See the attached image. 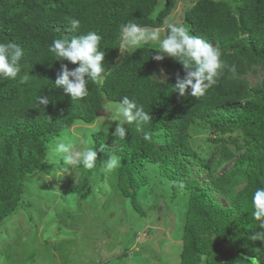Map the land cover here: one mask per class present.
I'll use <instances>...</instances> for the list:
<instances>
[{
	"label": "trees",
	"instance_id": "16d2710c",
	"mask_svg": "<svg viewBox=\"0 0 264 264\" xmlns=\"http://www.w3.org/2000/svg\"><path fill=\"white\" fill-rule=\"evenodd\" d=\"M158 4L159 0H0V43H16L25 53L17 78H0V227L16 214L27 178L41 170L49 173L47 145L76 122L93 124L106 104L127 96L143 105L152 120L140 131L125 125L124 140L114 137V131L92 133L93 147L104 146V151H98L94 169L75 167L81 182L70 187L72 192H82L97 173L112 174L128 208L139 209L136 188L149 190L151 184L157 191L168 182L170 200L180 191L188 195L179 264H246L242 259L256 255L257 244L264 248L249 240L260 230L251 217L252 194L264 188V0H195L182 14V26L190 34L218 47L225 64L236 67L235 73L225 67L203 97L174 93L176 74L183 77L184 70L173 58L165 57L157 67L151 57L156 49L120 48V28L128 21L150 29L165 25L175 0H164L159 9ZM72 19L80 21L78 29L71 28ZM88 31L101 36L99 50L105 52L110 74L102 86L89 81V94L73 100L54 84L62 63L69 69L77 65L56 60L49 48L55 39ZM26 73L29 78L22 80ZM250 73L258 74L253 85L248 82ZM41 95L52 100L46 108L37 106ZM195 125L219 135L214 145L229 146L220 153L221 161L233 160L207 186L191 177L190 165L198 161L189 141ZM113 154L120 165L106 173L104 161ZM241 181L243 188L236 193L233 185ZM211 189L221 193L226 206L214 199Z\"/></svg>",
	"mask_w": 264,
	"mask_h": 264
},
{
	"label": "rangeland",
	"instance_id": "374dc122",
	"mask_svg": "<svg viewBox=\"0 0 264 264\" xmlns=\"http://www.w3.org/2000/svg\"><path fill=\"white\" fill-rule=\"evenodd\" d=\"M194 1L175 0L166 22L183 25L182 14ZM163 3L164 0H159L157 9ZM166 22L160 28L161 38ZM142 46L159 51L158 41ZM160 63L157 61V67ZM247 78L253 85L258 74L250 73ZM97 116L94 122L104 120L112 125L109 132L115 131L118 121H109L107 110H101ZM91 126L76 122L61 132L47 145V161L50 146L61 138L77 144L91 141ZM218 139L219 135L209 133L205 125H195L190 130V145L198 159L190 165L191 177L202 186L221 176L233 161H221L220 153L229 146L224 142L214 145L213 141ZM59 166L57 163L56 167ZM102 174L93 175L80 193L70 188L81 182L75 167L64 176L56 177L50 167L48 174L41 170L28 177L16 214L0 227V264H179L187 193L180 191L172 201L168 182L157 191L150 184L149 190L135 189L139 209H130L115 189L114 175ZM233 187L238 193L243 188L242 181ZM211 192L216 201L227 205L221 193L214 189ZM220 246L226 248L222 242ZM256 247L262 248L258 244Z\"/></svg>",
	"mask_w": 264,
	"mask_h": 264
},
{
	"label": "clouds",
	"instance_id": "9594fccd",
	"mask_svg": "<svg viewBox=\"0 0 264 264\" xmlns=\"http://www.w3.org/2000/svg\"><path fill=\"white\" fill-rule=\"evenodd\" d=\"M73 30L80 27L78 19L70 21ZM167 32L161 38V29H146L139 24L128 21L121 25L119 45L121 49H137L152 41L159 42V51L151 55L152 59L162 61L165 57H171L178 61L184 70L183 77L176 74L173 85L174 93L180 97L186 95L192 97H203L228 67L221 59V51L209 41L192 35L182 25L175 22H166ZM101 36L96 31H88L85 34L73 36L71 39H55L49 50L56 60L67 61L77 65L69 69L67 64L62 63L57 73L55 88H62L65 94L73 100L83 99L89 94L88 83L94 82L102 86L106 77L110 74L105 68V52L99 50ZM24 49L16 43H0V78L15 80L21 71L20 61L24 56ZM232 73L236 72L235 65L228 67ZM26 73L21 79L27 80ZM166 81V78H161ZM52 100L50 97L41 95L37 97V106L46 108ZM110 114L109 121L117 122L115 131L112 133L118 140H124L127 136L125 125H135L138 131L152 120L149 112L144 106L138 104L134 99L127 96L116 103L107 106ZM111 124L104 120H97L91 126L92 133L105 132L109 134ZM151 137L145 133L144 140L149 141ZM98 151H104V146L99 149L93 147L92 141H82L77 144L67 139H59L49 149V165L54 175L59 177L72 171L76 166L92 170L96 167ZM62 162V163H61ZM59 163V168L56 167ZM120 165V159L116 155H110L104 161V170L111 173ZM183 187V185H181ZM251 217L257 222L259 231L250 235L251 241H259L264 244V188H257L251 198ZM256 255L244 257L246 264H264V249L254 250Z\"/></svg>",
	"mask_w": 264,
	"mask_h": 264
},
{
	"label": "bare ground",
	"instance_id": "6f19581e",
	"mask_svg": "<svg viewBox=\"0 0 264 264\" xmlns=\"http://www.w3.org/2000/svg\"><path fill=\"white\" fill-rule=\"evenodd\" d=\"M214 164H215V163H214ZM220 164H221V163H220ZM220 164H219V165H220ZM221 174H222V173H221Z\"/></svg>",
	"mask_w": 264,
	"mask_h": 264
}]
</instances>
